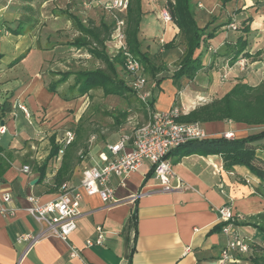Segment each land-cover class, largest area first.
I'll return each instance as SVG.
<instances>
[{
    "label": "crops",
    "instance_id": "1",
    "mask_svg": "<svg viewBox=\"0 0 264 264\" xmlns=\"http://www.w3.org/2000/svg\"><path fill=\"white\" fill-rule=\"evenodd\" d=\"M54 1L47 0V3ZM230 2L232 6L229 11L237 13L229 12L228 15L232 17V21L241 23V26L234 30L232 24H228L218 30L217 37L205 45L210 49V52L206 50L205 53L206 63L202 49L199 51L205 65L203 70L227 66L220 69L221 76L241 79L247 76L249 83L255 82L253 86H257L264 79V0ZM201 6L199 4L197 7ZM233 7L235 10H232ZM33 8V3L30 4L27 0H0V55L4 57L0 60V127H6V133H0V264H17L24 246L18 245L16 238L24 233H37L40 229L39 224L28 213L31 207L29 198L36 197L41 204H45L54 201L62 193V187L55 190L51 186L64 154H59V158L50 164L47 177L42 183L38 182L40 174L31 167L41 165L46 160L53 139L58 145L65 141L66 134L70 131L66 129V124L78 102L76 98L65 100V94L60 93L59 88L54 93L49 91V85L58 80L59 76L51 74L56 79L47 85L42 72L46 55L49 52L56 54L58 49L53 46L45 47L39 41L31 39V34L37 28L29 26L27 18L30 15L43 16L42 9ZM42 8L44 9V4ZM30 10L33 14H29ZM200 12L201 10L194 11L197 22L199 16L203 18ZM61 14L68 17L73 28L76 27L69 17H78L68 9ZM247 20L250 22L245 25ZM102 22L104 21L100 24ZM244 26L249 27V56H241L232 65L229 59L236 50L237 40L245 35L242 32ZM171 27L173 40L178 36L179 29L174 24ZM68 46L73 53L85 51L84 56L93 58L85 49L71 47L69 43ZM106 46L108 55L109 48L115 50L110 57L118 54L111 39ZM25 53V58L13 65ZM241 59L247 62L245 69H240ZM76 72L79 71L72 73ZM71 77L75 79L74 74ZM198 82V76L193 81L187 78L181 80L178 87L171 78L160 85L153 80L151 87L149 83L147 85L149 105L154 101V107L150 105V109L166 112L177 106L187 110L184 114L189 113L197 108L193 106L197 99L203 97L209 100V96L199 93ZM165 83H169L168 96L166 95L169 104L161 106L160 97L161 94L164 95ZM108 97L114 101L111 108H114L115 114L112 115L111 122L101 123L103 135L91 137L88 148L85 149L74 133L79 147L75 158L80 154L81 160L72 167L71 179L65 184L71 189L79 190L82 196V216L77 221V230L68 241L56 237L41 241L21 264H218L220 254L229 240L220 230L218 213L225 205L230 206L233 214L238 216L237 224L241 234L248 240L257 242L259 247H264V182L247 167L235 166L231 171L226 170L220 155L194 154L184 158H170L176 176L185 185L183 189L171 193L159 191L161 187L153 177L151 165L144 163L141 169L129 176L124 186L117 177L110 178V186L115 190L119 201L117 204L107 205L98 195L84 194L80 189L82 172L101 164V154L110 157L108 147L117 145L123 139L132 138L137 128V118L145 121L150 114L148 107L141 101L134 103L118 95ZM5 103H8L6 110ZM18 103L27 108L30 117L16 108ZM123 107L136 117L129 116L127 120H122L119 109ZM203 128L210 138L232 133L233 138L241 139L257 127L230 121L203 124ZM45 131L51 134L50 138L44 134ZM47 144L49 149L43 153L42 149ZM131 148L130 140L126 144V150ZM257 156L264 160L263 151H259ZM26 166L30 167L28 174L22 173ZM5 193L12 195L18 208L12 218L1 214V197ZM97 227H103L107 232L105 243L100 247L87 248V240L97 239ZM73 250L77 252L76 257H72ZM231 264H264V251L251 250L248 255L239 257L236 263Z\"/></svg>",
    "mask_w": 264,
    "mask_h": 264
},
{
    "label": "trees",
    "instance_id": "2",
    "mask_svg": "<svg viewBox=\"0 0 264 264\" xmlns=\"http://www.w3.org/2000/svg\"><path fill=\"white\" fill-rule=\"evenodd\" d=\"M169 14L172 17L173 24L179 29L178 36L182 37L185 44V52L180 60L178 69L171 79L175 86H179L181 80L186 79L193 81L205 65L202 55L199 53L200 48L214 38L221 27H214L209 31L211 24L200 27L195 19L192 7V0H170L167 3ZM144 0H129L127 9L119 11L116 19L125 21V43L127 53L137 59L143 65L144 74L156 81L160 85L167 77L159 78V75L166 70L163 62L162 53L170 51L176 46L175 37L171 42L163 45V49L158 53L152 54L147 48L143 49L142 22L146 14ZM78 32L80 33L74 41L69 43L71 47L85 49L91 56L104 64V68L95 70H85L76 73L57 72L53 73L59 76V79L49 85L50 92H56L57 89L66 84L70 77L75 75V83L69 87L70 95H63L65 100H75L89 94L93 90H102L103 95L119 96L131 100V97L137 96L128 82L119 75L118 68L125 69L126 56L124 52H118L114 57L107 54L106 43L110 41L116 27V20L112 24L102 22L100 26L93 23L83 24L78 18L69 17ZM250 20L245 22V25ZM18 31V30H17ZM242 32L245 35L240 36L236 42V50L229 59L234 65L243 57H248V39L249 27H243ZM19 34V33H18ZM26 53L13 62L18 64L24 59ZM4 58L0 55V60ZM154 107V101L150 103ZM8 103L4 104V109ZM180 123L185 124H207L216 122H234L235 124L247 125L250 127H261V131L247 135L245 138L226 137L208 138L200 141H192L184 146L178 147L172 151L168 158H184L194 154L201 155H220L224 160V167L231 171L235 166L247 167L251 173L264 182V160L258 158L259 151L264 152V79L257 86L249 84L242 80L235 84L229 92L221 99H215L212 104L198 107L187 114H183L179 119ZM78 143L74 140L70 145L63 148V145L56 144L52 140L51 151L46 160L41 165L31 167L35 172L40 174L39 183H42L48 173L52 162L59 158L60 151H64L62 156L61 167L57 171L52 188L57 190L71 179L72 167L81 159L75 158L78 151ZM30 168V167H29ZM221 230V227H220ZM251 250L264 251V247H259L257 242L251 240ZM259 247V248H258ZM250 250V251H251Z\"/></svg>",
    "mask_w": 264,
    "mask_h": 264
},
{
    "label": "built area",
    "instance_id": "3",
    "mask_svg": "<svg viewBox=\"0 0 264 264\" xmlns=\"http://www.w3.org/2000/svg\"><path fill=\"white\" fill-rule=\"evenodd\" d=\"M129 0H112L109 9L123 12L127 9ZM164 24L172 22V17L164 10L161 14ZM116 27L111 37V43L118 52H124L126 56L125 70L133 78L130 86L136 92L140 101L149 109V120L138 126L132 138L123 139L114 146H109L108 151L111 156L100 155L101 164L86 168L82 172L80 189L88 196L98 195L107 205L117 204L115 190L110 186V178L117 177L121 185H125L126 180L132 173L142 168L144 163L151 165L153 177L159 182L160 190L164 193H171L184 188L183 181L176 176L169 154L178 147L184 146L192 141H200L210 138L205 133L201 124H185L177 121L187 110L180 107H172L166 112L153 111L150 109L148 99L150 93L147 92L148 81L145 78L143 65L130 53H127L125 43V21L116 19ZM234 30L235 26H231ZM163 41V40H161ZM117 52V53H118ZM245 61L241 59L239 66H244ZM227 76H224V79ZM204 99H197L193 106L198 107L206 104ZM16 108L21 110L27 117L30 114L27 108L18 103ZM0 133H6V127H0ZM229 140L233 134H225ZM75 140L74 132H67L63 148L70 145ZM132 141V148L127 151L126 144ZM64 151H60L63 155ZM28 166L22 169V173L28 174ZM141 194V193H140ZM140 194L138 196H140ZM9 193L2 195L1 214L6 218L16 215L18 208L15 206L13 197ZM82 196L79 190L71 189L68 185L62 186V193L54 201L41 204L36 197H30L31 207L28 213L39 224L37 233H24L16 238L18 245L24 246V251L17 264H21L25 257L41 241L56 237L63 241H68L70 236L77 230V221L81 218L80 210ZM221 230L229 238L228 245L222 250L218 264L236 263L239 257L248 255L251 250V240L244 237L238 229V216L233 214L230 206H223L219 210ZM97 239L87 240L86 247H100L105 243L106 231L103 227H97ZM77 252L73 250L72 257H76Z\"/></svg>",
    "mask_w": 264,
    "mask_h": 264
},
{
    "label": "rangeland",
    "instance_id": "4",
    "mask_svg": "<svg viewBox=\"0 0 264 264\" xmlns=\"http://www.w3.org/2000/svg\"><path fill=\"white\" fill-rule=\"evenodd\" d=\"M27 1L30 2V4L33 3L34 10L42 9L43 11V16L30 15L27 18L29 26L37 28L35 32L31 34V39H33L34 42L39 41L45 47L53 46V48L58 49L56 54L49 52L46 55L47 60L42 73L46 77L47 85H49L53 80L56 79L52 77L51 74L53 73L56 74L60 71L75 72L95 70L105 67L102 62L96 60L95 58H87L86 56H84L85 51L80 54L69 51L70 47L68 46V43H71L79 35V32L76 30V27L73 28L71 26L72 23L68 21V17L61 14V12L68 9L86 25L90 24V22L99 25L101 21H104L107 24H112L119 14V11H113V9H109L108 6L111 5L112 0H103V2L102 0H74L73 2H68L67 0H55L54 2L50 3H47V0ZM169 1L170 0H144V10L146 11V14L143 17L141 31L142 38L144 40L143 49L146 50L148 48L152 54H155L157 52L159 53L163 49V45H165L166 42H169L173 38V28L171 27V24H173V22L164 24L161 20L162 12L164 10L168 12L169 8H167V3ZM230 1L231 0H192L193 11L199 12L201 10L200 15H203V18H201L200 16L198 17L199 26L205 27L206 25L211 24L209 31H211L214 27H222L228 24H232L231 26L240 28L241 23L232 21V17L228 15L229 12H236L229 11V8H231L232 6L230 4ZM43 4L44 9L42 8ZM199 4L202 5V8L197 7ZM232 10H235V7H233ZM29 14H33L31 10L29 11ZM23 21H25V18H23ZM206 47L207 46H205L204 44L203 47L200 48L202 49V55H204L205 63L206 50H210ZM114 51L109 48V55H114ZM184 52L185 44L182 40V37L178 36L175 48L162 53L164 62L163 65H165L166 70L159 75V78H171L173 76L175 71L178 69V65ZM73 55L75 56V58H73ZM243 65L244 66L240 67V69H245L247 66V62H244ZM225 67L227 68V66ZM225 67H220V69L223 70ZM220 69L216 68L209 71L202 70L198 73V91H200L199 93L203 96H209V100L201 97V99H204V101H207V103L201 104V106L198 107H202L207 104L210 105L213 103V101H215V99H221L229 92V89H231L235 84L242 80H246L247 82H249L247 76H245V78L243 79H241L240 77L230 78L229 76H227L224 79V76L226 75L221 76ZM118 71L122 79L129 82V84L132 82L133 78L126 72L125 69L118 68ZM145 78L147 79L151 87L153 84L152 78L148 75H145ZM73 83H75V79L74 77H71L69 81L66 82V84L59 87L58 91L62 94L70 95L71 93L69 91V87L73 85ZM249 84L255 85V82H251ZM168 85L169 83H165V86L163 87L165 92L164 95L161 94L160 97L161 106H167L169 104L168 98L166 97V95L168 96L169 92ZM131 100L134 101V103L140 101L136 96L131 97ZM76 101H78L76 102V110L71 111V114L69 115L70 120L68 121V124H66V129L74 132L76 134V137L81 141L80 143H82L85 149H87L91 137L97 134L103 135L101 123L107 124L111 122V119L113 117L112 115L115 114L113 110L114 108H111L114 101L112 100V98L104 96L102 90H93L89 94L81 98H77ZM123 106H125L124 103ZM125 110V107L119 109V111H121L120 117L122 120H127L128 118H130L129 116L136 117L135 115H132ZM149 117L147 120H149ZM137 119L138 123L135 124L136 127L146 123L145 121H147H144V119L142 118ZM201 125L203 127V124ZM261 129V127L253 128L250 130L249 134L257 133L261 131ZM49 132L52 133L51 130ZM48 133L45 131L44 134L48 138H50L51 134ZM60 137H62V135H60ZM219 137H225V134L220 135ZM48 149L49 144H47L46 148L42 149V152L46 153ZM78 157H81V155L79 154Z\"/></svg>",
    "mask_w": 264,
    "mask_h": 264
},
{
    "label": "water",
    "instance_id": "5",
    "mask_svg": "<svg viewBox=\"0 0 264 264\" xmlns=\"http://www.w3.org/2000/svg\"><path fill=\"white\" fill-rule=\"evenodd\" d=\"M36 182V181H35Z\"/></svg>",
    "mask_w": 264,
    "mask_h": 264
}]
</instances>
